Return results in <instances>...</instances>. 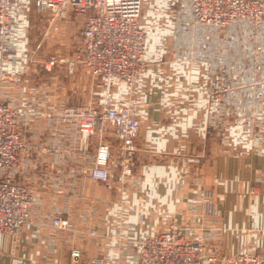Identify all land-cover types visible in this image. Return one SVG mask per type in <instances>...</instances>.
Segmentation results:
<instances>
[{"label": "crops", "instance_id": "crops-1", "mask_svg": "<svg viewBox=\"0 0 264 264\" xmlns=\"http://www.w3.org/2000/svg\"><path fill=\"white\" fill-rule=\"evenodd\" d=\"M140 27L147 34L144 70L133 87L114 82L111 91L113 105L135 107L141 122L133 175L125 185L114 177L108 183L93 180L96 143L57 119L61 105L77 104V73L63 83L60 63L47 72L21 47L9 55L14 81L1 86L0 95L23 111L20 129L27 145L14 178L29 185L36 200L19 236L0 233V264H71L73 248L83 251L85 261L101 257L103 264H131L126 241L163 230L173 219L204 233L218 257L264 254V145L242 125L226 127L209 98L220 40L201 35L197 49L181 53L170 24L154 29V40ZM210 42L211 54L203 47ZM102 98L84 101L103 106ZM197 154L199 162L193 160ZM117 170L113 165V175ZM206 192L214 212L203 207L193 215L192 203ZM56 214L69 219L73 230H55L50 219ZM129 224L136 226L134 233H128ZM91 229L100 235L93 237Z\"/></svg>", "mask_w": 264, "mask_h": 264}, {"label": "built area", "instance_id": "built-area-1", "mask_svg": "<svg viewBox=\"0 0 264 264\" xmlns=\"http://www.w3.org/2000/svg\"><path fill=\"white\" fill-rule=\"evenodd\" d=\"M19 1L0 0V84L14 81L5 65L13 51L14 9ZM183 1L188 3L192 23L216 31L225 52L246 43L247 65H229L228 53L216 56L209 98L218 106L221 119L233 117L237 126L242 125L250 137L264 145V0ZM31 2L37 11L51 12L55 17L69 11L86 16L73 56L68 60L51 56L42 63L47 70L64 63L70 74L82 67L105 81L108 91L104 108L64 105L56 111L57 119L96 143L90 167L93 180L108 183L114 177L117 184L125 185L133 175L132 163L141 122L135 107L113 105L110 92L114 82L133 87L144 70L147 34L139 25L144 0ZM22 114L18 106L0 97V233L14 236H19L30 222L36 198L31 187L14 178L26 147L20 129ZM210 119V126L214 127L213 117ZM200 158L201 155H196L193 160L198 162ZM113 165L118 168L115 175ZM212 205L210 195L199 197L191 205L192 214L203 206L206 213H211ZM50 221L55 230H73L71 221L60 214ZM135 229L133 224L127 227L128 233H134ZM99 233L97 229L90 232L93 237H98ZM125 245L133 252L128 256L131 264H213L220 258L225 264H264V254L258 251L217 257L209 251L204 236L186 220L173 219L163 230L127 240ZM84 259L81 249H72L71 264H103L101 257Z\"/></svg>", "mask_w": 264, "mask_h": 264}, {"label": "rangeland", "instance_id": "rangeland-1", "mask_svg": "<svg viewBox=\"0 0 264 264\" xmlns=\"http://www.w3.org/2000/svg\"><path fill=\"white\" fill-rule=\"evenodd\" d=\"M14 14L16 17V30H15L14 44L12 47L14 51H16L15 50L16 48L21 47L19 50L22 49L23 52L26 51L31 54H34L36 56L35 58L39 60L38 64L40 66H43L42 62L46 61L51 56H56L58 58L60 57L63 60L66 59L68 60L73 56L76 46H78L80 40V33L86 21V16L77 15L69 11L65 13L63 16L60 15L55 17L51 12L37 11L35 7L32 5L31 0H20L17 3L16 8L14 9ZM167 17L170 18L171 21ZM162 19H167V20L161 22L160 20ZM176 22L178 23V25H176ZM169 24L171 25L172 28H174V30H177L174 33V36L171 37L173 41L177 42V46L179 45L178 48H179V52L181 53L184 51L190 53L191 52L190 49L192 47L194 49H197L198 45L201 44L202 42V40L200 39L201 35H207L211 39H215V38L219 39L218 33L216 31L206 28H199L196 27L194 23H192L191 11L186 1L184 2L183 0H144L142 14L139 19V25L144 27L145 30L148 33H150L152 40H154L152 36L154 29L155 30L163 29L164 25L168 26ZM194 36L195 38H193ZM242 43H245V41H243ZM170 44H171L170 46L176 45V43L171 42V40H170ZM213 46L214 43L211 42L204 44L203 45L204 51L206 53L207 51H209V54H211L214 49ZM245 48H246V43L241 44L240 46H238V48L234 47L230 52H225V49L222 47V44H220L219 50L217 51V53L213 55L214 57L213 59H215L216 56L220 53H228L226 57L229 55L231 56L228 62L229 65H236L237 63L238 64L243 63V65H247L248 59L245 53ZM60 64H61L60 67L63 68V75L60 76L62 78L60 79L61 82L64 83L68 81L70 77L74 76L77 73V104L76 103L65 104V106L83 105L88 107L104 108L105 95L108 91L106 89L107 86L105 81L100 77L93 76L92 74H90L88 69L82 67H78L75 73L70 74L67 71L66 64L64 63H60ZM6 67L7 65H5V68ZM43 69L47 72H51L53 68L48 70L45 68ZM17 79L18 80L16 83L20 84L21 79L20 78ZM7 83L8 82L1 83L0 88L3 85L5 86L8 85ZM18 88L19 87H16V89ZM30 88H31L30 90L32 91H37V89L40 88V86L39 87L31 86ZM97 94L98 95L102 94L103 106L91 105L88 104L86 101H84V98L89 99L90 97L97 96ZM23 121H25L24 117L21 118L20 127L22 126ZM224 123L226 127L231 125L233 127L237 126L236 123H234L233 121V117L227 118ZM23 139L25 141L24 136ZM204 195H210V194L206 192L200 197ZM212 202H213V198H212ZM203 207L206 212V207L205 206ZM203 207L194 211L193 212L195 213L194 215L199 213ZM212 212H214L213 205H212ZM201 235L204 236V233H201ZM220 235L221 232L219 231V235H217V237ZM216 256L218 257L217 254ZM234 256L236 255H233L231 257Z\"/></svg>", "mask_w": 264, "mask_h": 264}]
</instances>
